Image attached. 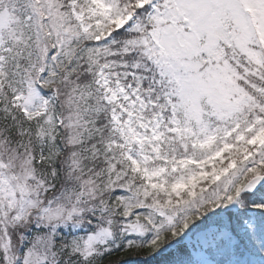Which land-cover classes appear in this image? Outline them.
<instances>
[{
	"label": "snow or ice",
	"instance_id": "obj_1",
	"mask_svg": "<svg viewBox=\"0 0 264 264\" xmlns=\"http://www.w3.org/2000/svg\"><path fill=\"white\" fill-rule=\"evenodd\" d=\"M0 264H264V0H0Z\"/></svg>",
	"mask_w": 264,
	"mask_h": 264
}]
</instances>
